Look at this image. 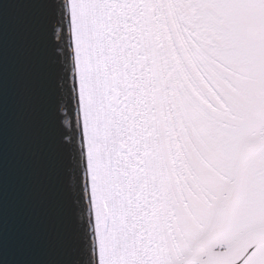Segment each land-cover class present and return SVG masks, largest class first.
<instances>
[{
	"label": "snow or ice",
	"instance_id": "obj_1",
	"mask_svg": "<svg viewBox=\"0 0 264 264\" xmlns=\"http://www.w3.org/2000/svg\"><path fill=\"white\" fill-rule=\"evenodd\" d=\"M16 2L26 99L68 109L42 161L81 220L39 264H264V0ZM2 112L0 81V136Z\"/></svg>",
	"mask_w": 264,
	"mask_h": 264
},
{
	"label": "water",
	"instance_id": "obj_2",
	"mask_svg": "<svg viewBox=\"0 0 264 264\" xmlns=\"http://www.w3.org/2000/svg\"><path fill=\"white\" fill-rule=\"evenodd\" d=\"M5 4V0H0ZM0 18V81H2V136H0V264H39L53 254L54 238H67L79 224L80 212H72L70 190L58 171L45 167L42 157L53 141L67 143L63 100L48 118L35 112L26 99L28 28L34 23L26 4L8 0ZM56 25L47 29L44 41L49 54L59 55ZM53 71H54V66ZM49 77L46 88L54 90ZM50 103V102H49ZM73 108L69 118L74 119ZM39 120L44 143L38 139Z\"/></svg>",
	"mask_w": 264,
	"mask_h": 264
}]
</instances>
